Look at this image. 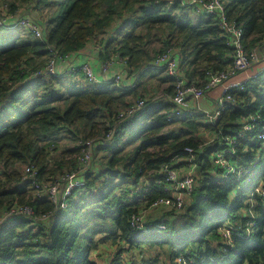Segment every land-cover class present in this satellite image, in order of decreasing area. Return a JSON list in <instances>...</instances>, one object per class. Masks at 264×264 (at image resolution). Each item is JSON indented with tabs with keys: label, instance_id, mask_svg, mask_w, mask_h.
Masks as SVG:
<instances>
[{
	"label": "trees",
	"instance_id": "1",
	"mask_svg": "<svg viewBox=\"0 0 264 264\" xmlns=\"http://www.w3.org/2000/svg\"><path fill=\"white\" fill-rule=\"evenodd\" d=\"M42 1L4 3L12 12L27 3L40 5ZM104 3L105 0H61L56 12L46 19V42L29 32L26 37L13 35L0 40V207L18 200L31 204L38 212L52 209L45 225H33L17 217L0 226V264H97L91 253L100 242L117 245L111 264H158V258L152 255L140 260L120 257L123 251L141 249L144 244L165 246L172 264H179L175 259L180 255L191 258L189 264H264V198L249 196L264 175V151L259 150L256 132L239 140L237 159L246 164L258 160L250 183L243 184L214 170L211 155L220 149V143H198L196 128L202 113H185L168 121L166 115L172 105L148 100L142 117L138 120L136 115L120 123L116 136L117 139L124 131L130 132L131 142L139 143L129 151L125 144L112 149L106 166L90 170L65 205L53 209L50 201L34 199L30 183L22 181L21 163L39 167L41 178L75 167L80 146L56 157L49 132L82 123L90 126L88 132L84 131L87 138L102 134L108 114L126 104L128 89L123 95L111 83L88 82L81 87L78 82L70 83L67 75L31 76L32 70L45 63L47 44L54 45L61 54H69L129 12V19L121 24L107 47L117 43L114 50L127 55L136 69L156 54L151 53L146 33L138 30L143 25L156 27L164 38L158 52L168 46L180 49L181 64L190 80L202 81L206 69L219 70L233 61L231 48L225 44L214 18L200 15L194 22L188 15L174 14L183 10L181 0L171 4L168 0H119L108 10L102 8ZM224 3L227 17L241 27L245 48H260L264 44V0ZM3 28L0 25V30ZM230 92L234 99L224 102L215 123L205 122L208 130H214L215 135L218 130L222 134L234 133L242 118L258 113L264 125V69ZM175 122L177 125L167 127ZM41 141L44 142L40 144ZM112 145L115 144L105 148ZM187 145L195 149L198 181L185 209L180 211L184 220L168 224L164 220L167 214L148 221L147 230L128 224L132 211L165 194L164 187L156 181L160 167L172 162ZM147 179V183L142 181ZM249 212L254 213L256 225L247 236ZM226 220L235 223L241 232L233 236L232 247L224 242L215 244L217 229ZM161 221L165 229L158 227Z\"/></svg>",
	"mask_w": 264,
	"mask_h": 264
},
{
	"label": "built area",
	"instance_id": "2",
	"mask_svg": "<svg viewBox=\"0 0 264 264\" xmlns=\"http://www.w3.org/2000/svg\"><path fill=\"white\" fill-rule=\"evenodd\" d=\"M168 1V4H171L175 0ZM184 4L196 7L201 13L214 18L219 27L220 35L224 37L225 44L231 48L232 63L219 70L206 69L202 81L190 80L181 64L180 49L168 46L146 62L141 71L151 67L164 69L168 75L173 77V90L164 92L162 97L163 101L172 105L166 115L168 121L173 120L174 117L183 116L185 113L189 115L202 113L207 122L215 123L222 112L224 102L234 99L230 90L242 87L243 83L249 79L236 80L234 77L250 67H255L253 76L261 72L264 69V52L257 47L251 50L245 48L241 36V27L227 17L224 0H186ZM0 11L2 12L0 13V25H10L12 22L19 23L26 32L32 33L45 42L47 41L48 29L46 24L29 16L24 7L11 12L9 5L3 3L0 6ZM47 50V60L42 66L32 70L31 76L51 74L69 76L70 74L81 73L92 84L100 85L108 81H113L118 85L125 84L129 60L126 55L124 56L118 51L102 63L104 76H101L97 74L90 58L76 63L75 51L69 54H61L52 44H47ZM116 62H119L121 67L118 70H113L112 67ZM214 88H219L220 92L217 103L213 109L204 108L200 105L201 98ZM147 101L148 97L139 96L125 107L108 114L104 120L105 128L102 134L81 140V144H79L80 151L77 155L78 161L72 169H66L41 178L39 167L25 164L21 170L22 181L30 183L33 198L50 201L53 209L65 205L74 193V189L83 184L86 174L93 169L94 161L98 155L97 150L113 144L119 133V124L131 117L140 115ZM260 116V113H258L242 118L234 133L222 134L223 131L218 130L215 140L220 143V149L215 150L211 155L214 170L238 181L241 180L243 184L253 181L258 169L257 158L246 164L242 163L236 156L238 155L240 138L247 137L249 132H256V138L259 140V150L264 151V125L260 123ZM183 149L184 151L176 154L173 159L185 157L188 161L186 169L180 171L179 168L173 166L172 162L162 164L159 171L160 177L156 181L164 187L165 194L159 195L147 205L132 211L128 218V224L137 229L147 230L145 225L147 220L160 208L178 212L185 209L186 203L196 189L198 165L195 159V149L190 145L185 146ZM147 182L145 180V183ZM251 194L264 198V177L259 179ZM244 213L247 214L246 210H244ZM51 214L52 209L38 212L31 204L16 200L0 207V226L17 217L27 219L33 225H45L48 223ZM249 214L245 232L247 236L252 233L256 225L254 213L249 212ZM157 225L162 229L166 228L164 223H158ZM217 233L227 247H232L233 236L241 232L235 223L226 220L218 227ZM175 261L179 264H189L193 260L180 255L176 257Z\"/></svg>",
	"mask_w": 264,
	"mask_h": 264
},
{
	"label": "crops",
	"instance_id": "3",
	"mask_svg": "<svg viewBox=\"0 0 264 264\" xmlns=\"http://www.w3.org/2000/svg\"><path fill=\"white\" fill-rule=\"evenodd\" d=\"M181 1L183 3L184 7H183V10L176 11V13H174L176 16H180V15L185 14V15H188L189 18H192L194 20V22H197L199 20L198 17L200 15H205V14L201 13L200 11H198V9L196 7L184 4V2L186 0H181ZM32 4H34V3H30L29 5L27 3L24 5V6H27L26 11H27L28 15L32 16L33 18H37V19L41 20L42 22L46 23V19L38 16L35 13V9L31 8ZM191 7L195 8L197 12L194 9H193L194 11L189 12L188 9ZM129 16H130L129 12L124 13V15L121 18L117 19V21H115L111 26H109L106 29V31L99 32L98 34H96L92 37H89L85 46L74 52L75 62L80 63L84 59L90 58L93 65H94V68H95L97 74L104 76V72L102 70V63L108 57L112 56L113 53H115L117 51V50H114L115 49L114 47L117 46V43H114L112 46L107 47L108 42L113 37H115L118 30L121 28V24L127 18H129ZM259 47H260L259 48L260 51L264 52V44L260 45ZM126 57H128V56L126 55ZM128 60H129V57H128ZM128 64L129 65H128L127 77H126L125 84L118 85V84L114 83L113 81L107 82V83H111V84L117 86L118 88H120L121 89L120 93L123 95H125V91H126V89H128V92L126 93V95L124 97V103L127 104L139 96H146V97H148V100L152 99V102L160 103L163 100V98H162L163 93L165 91L169 90L171 87H173V80L170 79V76L166 74L164 69L162 70V69L151 67V68H146L143 71H141V69L134 68L130 64V60L128 61ZM119 67H121L120 63L116 62L114 64V66L112 67V69L118 70ZM254 69H255V67H250L244 71H241L238 73L237 76L234 77V79L238 80V79L250 78L251 76H253L252 74L254 72ZM70 76H71L70 78H72V79L77 78L80 81L86 80L85 77H83V75L81 73L70 74ZM196 77H198V76L196 75L194 78H196ZM107 83H105V84H107ZM100 85H103V84H100ZM219 95H220L219 88H214V89L209 90L207 92V95L204 96L203 98H201L200 105H202L204 108H207V109H213L217 103V99L219 98ZM132 96H133V98L131 99ZM126 104H124V106H122V105L119 106L117 109H121V108L125 107ZM142 112L140 115L137 116L138 118L136 117L138 120L142 117L141 116ZM149 121H151V119H149ZM198 121L207 122L204 119L203 115H201L198 118ZM167 127H171V126H167ZM211 132H213V137H214L215 131L212 130ZM131 138H132L131 133L124 131V133L119 135L118 138L113 143V144H115L114 148H118V147L122 146L123 144H126L127 141ZM135 142L138 143L139 141H134V142H130V143H135ZM187 163H188V161L185 159V157L172 159L173 166L179 168L180 171H184V169H186L185 167L187 166ZM105 166H106V160L105 159L101 160L99 157V154H98L96 156L95 161H94L92 170L97 171L100 168H103ZM262 177H264V175L261 176L260 178H262ZM146 181H148V179ZM144 182H145V180H144ZM171 212H172V210H169L167 208L166 209L160 208L155 213H153L151 217H149L147 222L158 219V218L165 217L167 214H169ZM158 223H163V221L158 222ZM218 243H222L220 237H218L217 242H215V244H218ZM144 245H146V246H143L145 248L149 247L147 244H144ZM157 245L158 244H154L150 248L157 246ZM117 249H118L117 245H114L112 242L111 243L110 242H100L98 244V247L96 249L92 250L91 257L94 258V260L96 261L97 264H111V262L113 261V259L117 255L116 254ZM142 251H143L142 247H141V249L135 248V249H132L130 251H123L120 254V257L123 259H127V260H130V258H135L137 260H140L141 258L149 259L151 253H149L148 256H144V255H142ZM157 262H158V264H172L169 257H167V260L164 262L160 261L159 259Z\"/></svg>",
	"mask_w": 264,
	"mask_h": 264
},
{
	"label": "rangeland",
	"instance_id": "4",
	"mask_svg": "<svg viewBox=\"0 0 264 264\" xmlns=\"http://www.w3.org/2000/svg\"><path fill=\"white\" fill-rule=\"evenodd\" d=\"M61 0H43L40 5L34 3L31 5V8L35 9V13L45 19H49L50 14H54L56 12V9L59 7ZM1 3H4V0H0V6ZM119 4V0H105V3L103 4L102 8L104 10H108L110 8H113L115 6H117ZM24 8H26L27 10V6H22ZM196 11L195 8L191 7L188 9V11ZM197 12V11H196ZM129 19V18H128ZM156 27H152V28H148L147 25H143L142 27H139V31L145 32L146 33V38H147V42H148V46L150 48L152 55L154 53H157L158 51H160L159 49L162 48V44H163V40L164 38L161 36V33L155 29ZM26 30L20 26L19 24H12V25H4V28L0 30V40L1 39H6V38H11L13 35H17V36H23L26 37L28 36L26 34ZM47 56H44V61H46ZM69 78L71 77L70 75L68 76ZM70 83H77V86H87L89 81L86 80H78L76 79H72L70 78L69 80ZM133 98V96L131 97V99ZM124 106V105H123ZM200 125L198 128H196L197 134H198V143H211L213 141H215V136L213 137V132H211V130H208V128L204 125L205 122L204 121H199ZM177 125V123H171L168 124L167 126H175ZM90 129V126L88 127V125H83L82 123L77 124V126H60L55 130H52V132H49L48 134L50 135L49 137L52 139V142L54 144L53 150H56V157H58L59 155H61L62 153H69V151H71V149L75 148L77 145L81 144V140L84 138H87L84 131L88 132ZM35 134H37V131L35 132ZM44 141L39 142L40 144H42ZM50 141H46V144H48ZM131 139H129L127 141V143L125 145L126 148L125 150L128 149L131 150L133 149L138 143H130ZM51 143V144H52ZM50 145V144H49ZM204 145V144H202ZM198 147H202L199 146ZM107 149V150H106ZM114 149V145L110 146L109 149L108 148H104V149H98L97 150V154H99V157L101 160L105 159L106 160V164L109 158V155L111 153V150ZM25 163H21L19 164L20 169L22 170V168L24 167ZM251 195V192L249 193V196ZM248 199V198H247ZM172 212H174L175 214H168L166 216V218L164 220H166V223L171 224L175 221H183L184 217L181 216V212L178 211H174L172 210ZM171 212V213H172ZM179 227V224H178ZM146 246V245H143ZM142 246V255L144 256H148L149 253L152 254L153 257H157L160 261H166L167 257H169L167 250L165 249V246H154L152 248L148 247L145 248ZM165 249V250H164ZM150 254V256H151Z\"/></svg>",
	"mask_w": 264,
	"mask_h": 264
}]
</instances>
